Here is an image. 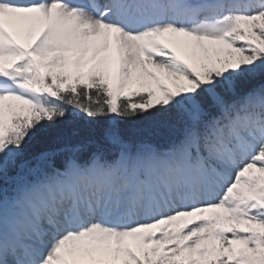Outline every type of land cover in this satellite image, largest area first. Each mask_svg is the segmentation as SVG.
Instances as JSON below:
<instances>
[{
	"label": "snow or ice",
	"instance_id": "1",
	"mask_svg": "<svg viewBox=\"0 0 264 264\" xmlns=\"http://www.w3.org/2000/svg\"><path fill=\"white\" fill-rule=\"evenodd\" d=\"M0 264H264V0H0Z\"/></svg>",
	"mask_w": 264,
	"mask_h": 264
}]
</instances>
